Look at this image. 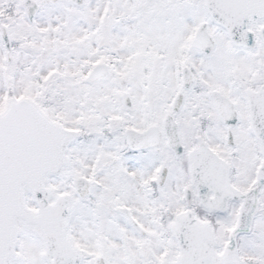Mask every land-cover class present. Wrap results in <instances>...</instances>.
I'll return each instance as SVG.
<instances>
[{"label": "rangeland", "instance_id": "obj_1", "mask_svg": "<svg viewBox=\"0 0 264 264\" xmlns=\"http://www.w3.org/2000/svg\"><path fill=\"white\" fill-rule=\"evenodd\" d=\"M14 1L17 4L18 0H0V19L2 16L4 25L8 26L9 44L12 48L18 44V48L9 53L10 62L7 64V54L0 41V112L11 92L15 99H30L40 109H46L41 105L48 106L50 111H42L54 122L63 125V118L64 124L68 125L67 118L73 119L69 128L63 125L66 129H86V138L69 151L75 156L76 170L72 171L71 167L63 181L49 183L58 193L64 192L71 198L68 216L72 229L70 233L89 261L86 264H92L99 256L104 264L154 262L159 251L170 249L171 245L160 228L158 215L154 214V219L151 218L150 204L141 206L145 203L142 176L133 166L131 156L125 155V147L117 133L121 124L129 122V115L120 113L122 116L118 118L115 111L106 112L107 107L120 111L119 90L106 98L101 95L103 88L90 90L84 86L83 78L90 68L98 64L108 66L114 76L118 73L116 68L119 64L127 74L135 76L143 75L165 61L166 67L172 68L174 60L184 53L182 48L187 43L190 26L200 19L202 9L199 0H170L169 10L165 13L158 12L159 8L154 11L141 5V0H83L80 8L72 6L67 0H60L56 7L42 8L40 0H32L39 6V13L30 26L21 11L13 7ZM133 12L136 15L128 22L124 17ZM121 19L125 20L123 24L118 22ZM78 43L81 47L77 46ZM220 52L223 56L218 60V77L221 83L227 79L232 93L237 96L241 82L231 79V65L235 67V77L239 76L242 80L246 77V69L231 54L230 62L227 55L229 49H221ZM28 64L27 70L19 72ZM124 81L128 84L127 89L136 91L141 88L140 78L132 81L127 75ZM102 87L107 88L105 85ZM142 91L146 96L147 91ZM134 94L132 97L130 93L131 103L139 107L138 93ZM57 103L61 104L60 113L64 117L53 116L56 109L53 104ZM145 111L147 106L141 111L144 116ZM141 112L138 113L142 118ZM134 117H131L133 121ZM77 118L83 120L80 122ZM103 124L107 127L100 134ZM252 142L246 137L248 156L246 152L242 154L247 156V164L249 162L253 169L257 157ZM93 168L100 173L96 178L99 188L93 191L88 207L85 200L77 202L74 199L71 184L82 173L89 175L88 170ZM178 192L179 186L169 183L162 191L165 195L162 204H157L158 210L172 215ZM122 206L132 210L141 222L150 214L147 216L150 219L144 222L148 229L143 225L141 227L142 238L115 215L114 210ZM27 207L33 208L29 201ZM223 228L220 225L218 231H223ZM255 230L258 234L254 237V245L260 250L262 244L264 254V228L260 221L256 223ZM259 233L262 234L259 236ZM19 238L17 252L20 255L14 264H45L38 242L25 234ZM170 242L173 244L172 240ZM171 251V256L175 255L176 252Z\"/></svg>", "mask_w": 264, "mask_h": 264}, {"label": "flooded vegetation", "instance_id": "obj_2", "mask_svg": "<svg viewBox=\"0 0 264 264\" xmlns=\"http://www.w3.org/2000/svg\"><path fill=\"white\" fill-rule=\"evenodd\" d=\"M141 1L143 2H141V5L149 6L154 11L159 8L158 12L162 13L167 12L170 6V0ZM200 6L202 9L200 19L190 26L191 28L187 33V43L183 44L184 48H182L184 53L174 60L172 68H167V62L165 61L162 65L152 68L151 71L135 76L127 74L121 67H118L116 68L118 73L115 76L110 74L105 84H97L93 87L105 85L113 90H119V98L123 94L128 97L132 95L133 97L135 96L134 93H138V99L141 101L139 107H134L132 104L133 110L131 106L129 111L120 108L121 112L119 111V113L135 115L133 122L120 129L122 136L126 129L141 132L147 126L159 127L164 115L172 112L171 100L177 94H181L180 109L172 115L178 131L179 143L177 145L182 152L181 156L174 158L168 151L165 137L169 133L164 131H159L156 134L157 139L153 138V141L150 144L148 143L142 150L133 153L126 152L125 155L129 154L132 157L133 166L142 176V195L145 202L141 204L143 207L144 205L149 206V202L162 204L165 195L162 191L169 183H175L179 188L188 184L190 174L187 172L186 153L191 149L194 148L200 153H206L207 148L222 161L229 164L231 168L230 183L233 189L237 190V193L227 191L223 200L215 205L221 210L226 208L227 214L208 217L196 204L194 205V212L200 220H209L211 224H217L218 229L220 225L224 227L223 231H219L223 236L225 231L228 232L234 225L241 203L239 198L251 187L254 180V168L256 167L252 169L249 162L247 164L248 149H245L246 137L250 140H252V137L248 129V114L244 92L246 90L264 89V49L262 48L261 39L257 36V30L262 28V21L247 27V31L253 34V39L250 35H244L242 38V41L246 44L250 43L251 40L254 41L255 45L248 50H236L229 45L224 31L208 19L204 12L203 3ZM196 30L201 32V36L197 42V48H194L192 39ZM221 49H229L230 52H227V55H229L230 62H232L231 54L233 57H237L246 69V77L242 80L239 76L235 77V67L231 65L233 75L231 79L241 82L237 96L232 93L231 83L227 79H225V83H221L218 77V60L223 56L220 52ZM127 75L132 81L140 78L139 85L142 90L147 91L146 96H144L140 87L136 91L126 88L128 84L124 81V77ZM211 94H218L228 100L233 105L235 115L231 113L232 107L231 110L227 109L224 115L225 122H222L214 103L209 98ZM146 106L147 112L145 111L146 115L144 116L141 111H144ZM194 109H196L195 113ZM138 112L142 113V118ZM251 145L255 150L253 142ZM242 152H246L247 156H244ZM202 160L200 159L198 165L200 170H204L198 172L199 184L207 186L216 184L219 181L217 172H213V166L208 163L204 164ZM205 160H208L207 156ZM162 170L166 171V179L162 188L156 189V180ZM263 194L264 189L260 196L262 219L255 221V225L256 222L260 221L262 228H264ZM180 200L181 204L178 205L182 210V196ZM222 202H224L223 206L218 207ZM255 229L256 227L254 232ZM257 234L252 235L253 237L242 236L238 238L240 255L246 261V264H264L262 244L260 250H258L259 246L254 245V237ZM260 234L262 233H259V236ZM224 242L225 239L219 238V247ZM217 251L219 252V250Z\"/></svg>", "mask_w": 264, "mask_h": 264}, {"label": "water", "instance_id": "obj_3", "mask_svg": "<svg viewBox=\"0 0 264 264\" xmlns=\"http://www.w3.org/2000/svg\"><path fill=\"white\" fill-rule=\"evenodd\" d=\"M68 1L76 6L82 4L81 0ZM41 3L43 6L56 5L59 0H41ZM19 7L23 10L24 17L31 23L38 10L36 4L31 0H23ZM207 10L211 15L213 10L211 8ZM0 36L7 46L6 29L1 26ZM262 40L264 42V29ZM107 76L104 68H95L86 82L94 84ZM261 96L260 93L253 94L248 99L251 131L258 142L264 139L261 137L262 134L261 136L259 134V131L261 133L264 131L262 102L264 99ZM123 105L126 106L125 101ZM168 121L166 118L162 125L165 131ZM142 136L137 138L132 133L127 134L128 147L134 149ZM146 137L147 135L144 138ZM75 139L74 133L65 132L59 126L49 123L29 101L10 100L5 112L0 115V264H11L16 259L15 242L20 232H27L40 240L43 257L48 264H80V254L72 246L68 234V198L64 195L58 197L54 190L45 189L49 178H65L69 169L67 149ZM262 156L263 161L257 177L258 187L262 184L264 173L263 153ZM82 183V181L76 183L78 188L76 191H82L76 192L79 197L85 196L88 192V186ZM25 195L32 198L37 208L36 212L26 210ZM180 217H175V224L171 228L173 227L172 235L181 255L183 248L181 249L180 243ZM179 257L174 264H182ZM95 264H103V261L98 259Z\"/></svg>", "mask_w": 264, "mask_h": 264}]
</instances>
